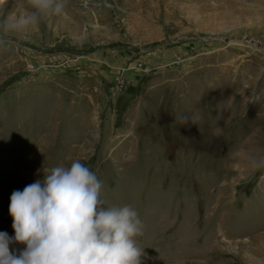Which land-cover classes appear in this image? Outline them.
<instances>
[{
  "label": "rangeland",
  "instance_id": "374dc122",
  "mask_svg": "<svg viewBox=\"0 0 264 264\" xmlns=\"http://www.w3.org/2000/svg\"><path fill=\"white\" fill-rule=\"evenodd\" d=\"M26 6L0 0V21ZM65 13L0 26V231L14 190L79 160L105 207L136 210L142 264H264V0Z\"/></svg>",
  "mask_w": 264,
  "mask_h": 264
},
{
  "label": "clouds",
  "instance_id": "9594fccd",
  "mask_svg": "<svg viewBox=\"0 0 264 264\" xmlns=\"http://www.w3.org/2000/svg\"><path fill=\"white\" fill-rule=\"evenodd\" d=\"M66 0H27V6L0 21L6 29L24 31L43 18L64 16ZM101 182L85 164L73 160L55 166L9 197L14 235L0 231V264H142L141 231L136 210L107 208ZM24 248L17 255L13 242Z\"/></svg>",
  "mask_w": 264,
  "mask_h": 264
},
{
  "label": "built area",
  "instance_id": "2783aa9c",
  "mask_svg": "<svg viewBox=\"0 0 264 264\" xmlns=\"http://www.w3.org/2000/svg\"><path fill=\"white\" fill-rule=\"evenodd\" d=\"M261 43V42H260Z\"/></svg>",
  "mask_w": 264,
  "mask_h": 264
}]
</instances>
